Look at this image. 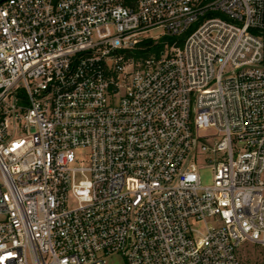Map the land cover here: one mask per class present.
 <instances>
[{
	"label": "built area",
	"instance_id": "obj_1",
	"mask_svg": "<svg viewBox=\"0 0 264 264\" xmlns=\"http://www.w3.org/2000/svg\"><path fill=\"white\" fill-rule=\"evenodd\" d=\"M146 40L164 48L137 59ZM247 245L264 0H0V264H241Z\"/></svg>",
	"mask_w": 264,
	"mask_h": 264
},
{
	"label": "rangeland",
	"instance_id": "obj_2",
	"mask_svg": "<svg viewBox=\"0 0 264 264\" xmlns=\"http://www.w3.org/2000/svg\"><path fill=\"white\" fill-rule=\"evenodd\" d=\"M161 31L156 30L151 32L152 35H157ZM84 160L88 158V151H80ZM202 184L210 185L213 183V171L210 167H204L200 171ZM241 264H264V248L260 246L247 245L240 253ZM108 264H125L121 256H114L109 259Z\"/></svg>",
	"mask_w": 264,
	"mask_h": 264
},
{
	"label": "trees",
	"instance_id": "obj_3",
	"mask_svg": "<svg viewBox=\"0 0 264 264\" xmlns=\"http://www.w3.org/2000/svg\"><path fill=\"white\" fill-rule=\"evenodd\" d=\"M164 40L171 43L173 39L170 37H167ZM164 40H162L161 42L157 44H155L153 40H146L141 44V46L145 48L135 51L134 55L138 59L140 57H148L152 55L153 53L159 52L160 50L164 48V43H165Z\"/></svg>",
	"mask_w": 264,
	"mask_h": 264
}]
</instances>
